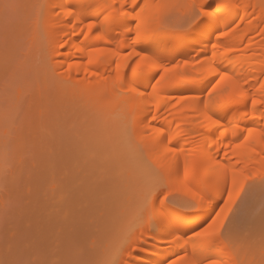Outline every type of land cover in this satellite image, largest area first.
<instances>
[{
  "label": "rangeland",
  "instance_id": "1",
  "mask_svg": "<svg viewBox=\"0 0 264 264\" xmlns=\"http://www.w3.org/2000/svg\"><path fill=\"white\" fill-rule=\"evenodd\" d=\"M45 1L0 0V264L36 259L72 264H102L111 259L122 264L128 244L137 242L141 249H148L149 243H158L153 237L158 234L159 221L130 223V210L135 206L133 186L148 176L138 168L139 154L129 143L121 115L105 113L92 102L102 100L105 87L101 94H97L99 88L92 90L90 99L65 82L62 57L52 53L55 45L48 32L52 23L45 17ZM191 2L167 0L162 4L163 22L169 30L182 26ZM242 10L252 17L257 12L251 7ZM263 27L264 21L259 22L258 28ZM258 33H251L256 41L262 38ZM74 75L73 81L77 80ZM150 133L136 136L144 143ZM193 135L171 147L190 152L200 140ZM144 154L155 159L150 151L144 149ZM223 154L218 153L219 161H235ZM261 159L263 165L238 171L235 187L233 183L224 187L222 195L205 207L211 208L208 218L191 232L211 223L230 189L235 203L228 213L229 227L239 225L243 236L259 225L264 217V156ZM183 170L180 167L174 175L182 178ZM174 187L178 201L190 197L182 183ZM191 232L185 237L188 241ZM258 248L257 240L252 249L240 251V259L259 261ZM141 249L135 256L145 255ZM181 250L164 261L177 258Z\"/></svg>",
  "mask_w": 264,
  "mask_h": 264
},
{
  "label": "snow or ice",
  "instance_id": "2",
  "mask_svg": "<svg viewBox=\"0 0 264 264\" xmlns=\"http://www.w3.org/2000/svg\"><path fill=\"white\" fill-rule=\"evenodd\" d=\"M56 7L62 9L58 15L65 17L69 25L60 47L78 48L80 52L86 51V63L82 64L75 60L68 63L66 83L76 88L82 96L91 99L92 81L87 78L73 81V67L77 69L76 75L79 77L81 67L87 74L89 66H97V71L89 75L99 78L100 68L111 69L113 64L116 65L115 74L108 71L103 78L105 88L102 100L92 102L98 103L105 113L115 111L121 115L129 143L133 151L139 154L138 168L146 172L148 176L145 182L133 186L135 206L130 210V223L140 224L145 220L149 223L162 222L167 226L169 243L179 244L183 240L187 244L188 240L185 237L188 233L183 229L195 223L196 214L211 203L213 194L210 190L204 194L192 193L189 198L178 201L175 195L177 191L175 184L195 186L194 182L198 181L201 173L208 169L219 170L226 180L231 161L226 160L221 163L217 159L209 164L210 154L216 141L209 144L205 139L202 147L194 144L186 155L181 178L179 175H174L171 168L159 158L152 160L144 154L145 145L141 139L137 138L136 131L138 125L145 121H148V124H154L157 121V115L152 114V108L154 107L157 113L160 111L159 105L154 101L161 89L167 91L192 86L191 90L195 93L197 86L203 83L202 79L192 78L187 73L173 75L174 69L180 67L178 63L168 66L169 57L173 56L177 49L190 46V53H195L192 63L195 66L206 67V78H210V87L201 89V95L180 97V102H192L191 108L188 109L194 114L191 124L198 125V127H191L186 122L184 126L188 128V132L200 137L218 132L225 139L231 134L233 139L238 141L230 145L231 147L246 149L248 155L264 156V128L242 127L246 123H264V96L257 99L251 92L248 87L251 77L242 78L239 73L230 72L223 60L219 64L215 61L216 51L222 45L212 42L211 37L216 32L214 21L220 16V9L226 5L217 3L215 0H204L201 3L192 0L184 23L178 30L167 28L163 22L162 5L151 3L149 0H113L112 3H105L96 12L91 11L94 6L85 7L72 0H66ZM226 34L220 31L216 40L219 41ZM76 41L80 42L79 45ZM99 43L104 46H95ZM201 44H211L212 60L205 58L207 48L201 47ZM224 51L235 53L238 50L228 47ZM68 59L72 57L69 55ZM84 60L85 58L81 57V61ZM119 61H123V64L121 65ZM183 64L187 66L189 60L185 59ZM156 69L160 71H155ZM260 75H264V69L261 70ZM153 80L155 83H152ZM144 81L148 83L144 84ZM226 82H229L227 86ZM253 82L258 83L260 91L264 92V81ZM137 100L153 103L150 107L138 109L134 106ZM144 111L147 115H144ZM148 116H151V120H148ZM152 133L156 143L167 141V145L172 144L173 141L179 143V140L184 139L188 134L178 123L175 129L170 125L154 127ZM167 145L164 148L167 154L185 153L183 148ZM219 151L222 149H216V152ZM224 155L227 157L228 153L225 152ZM239 163L236 161L231 168L233 187L236 185L235 169ZM134 174L132 172L130 176ZM245 179H252V177ZM242 189L243 185H241ZM188 191L191 192V188ZM232 196L230 189L228 199L220 211L216 212L211 223L200 227L198 231H192V237L204 238L201 243L202 249L219 248L221 254L218 258L210 259L209 264H264V217L261 218L258 226H253L249 232L241 236L239 225L229 227L228 213L232 211L231 205L235 203ZM189 213L192 215H188ZM141 236H143L142 233ZM257 240L259 261L241 260L240 251L245 248L252 249ZM137 251V242L128 244L127 258L122 261V264H142L141 261L132 259ZM183 259L184 257L169 258L167 264H181ZM5 264H72V262L36 259L5 261ZM77 264H87V262H77ZM102 264H117V262L109 259ZM159 264H165V262L160 261ZM192 264H195V261Z\"/></svg>",
  "mask_w": 264,
  "mask_h": 264
},
{
  "label": "bare ground",
  "instance_id": "3",
  "mask_svg": "<svg viewBox=\"0 0 264 264\" xmlns=\"http://www.w3.org/2000/svg\"><path fill=\"white\" fill-rule=\"evenodd\" d=\"M198 1L204 2V0L202 1L198 0ZM45 2L47 4V9L45 11V17L48 20H50L52 23L51 31L48 30L51 36L50 40H53L54 45H55L54 46L53 43L51 42L52 45L54 46L53 48L51 45V48H53L52 53L55 54L59 52L61 57H63L62 62L66 66L65 67L66 73L65 72L64 73L67 74L68 72L67 65L68 63H72L73 60L81 62L82 64L86 63V51L80 52L78 48L65 47L64 48L65 52H60L62 48L59 45H61V43L63 44L64 33L67 31L69 25L66 23L65 17H63L62 15H58V13L62 11V9L56 6L66 2V0H46ZM72 2L78 3L85 7L92 5L94 7L91 9V11L96 12V11H99L100 7L103 6L105 3H112L113 0H72ZM149 2L159 3L161 5L163 4L164 6L167 0H149ZM215 2L226 5V7L220 9V16L215 20L216 23L214 24V27L216 30H222L223 32L227 33L224 37H221L219 41L216 40V36L219 34L217 31L211 37L212 42L214 43L218 42L222 45L216 51L215 61L217 64H219L221 60H223L224 65L228 67V70L230 72L239 73L242 78L251 77L248 87L250 88L251 92L256 96V98L260 99L262 96H264V92H261L260 85L258 83H254L253 81L255 80L264 81V75H260L261 70L264 69V27L262 30L258 28V23L261 21H264V0H215ZM175 5H178V4H175ZM213 6H215V4ZM248 7L257 9L256 15L254 17H252L251 12H244L242 10L243 8H248ZM238 10H242V11L238 12ZM238 18L239 20L236 22V19ZM243 18H247V20L245 19L246 21H244ZM234 21L235 23L233 24V26L229 28L228 30H226L227 27L232 25V22ZM241 22H243V24H241ZM77 31H79V29ZM253 32H257V33L259 32L258 34H260L262 38L257 41L254 40L253 36H255V34H253ZM251 33L253 34V36L251 35ZM79 43H80L79 41H76L77 45H79ZM95 46L102 47L104 45L102 43H99V44H96ZM201 47L207 48V53H206L205 58L208 60H212L213 53L211 50V44H201ZM228 47L237 49L238 51L235 53H226L224 49ZM197 51H199V49H197ZM69 55L72 57V59H68ZM194 55L195 53H190V46L177 49V52L173 56L169 57L168 66L171 67L173 63H178L180 67L174 69V72L172 73L173 75L187 73L192 78L202 79L203 83L197 86V90L195 91V93H193V91L191 90L192 86H186L183 88H176V89H168L167 91L161 89L159 91V94L155 97V101H154L156 104L159 105L160 111L157 113L155 108L154 107L152 108V114L157 115V121L154 124H148V121H145L143 124L138 125L137 131H136V133L142 136H145L147 134L146 137L151 132L149 135L150 137L145 139L143 143L145 145L144 149L147 151H150L152 154H155L154 155L155 159L159 158L167 167H170L173 174H175V172L178 171L180 167H182V170H183L185 158L188 153H184V154L165 153L164 148H165V145H167V141H163L162 143H156L153 138L152 128L158 127V124L170 125L172 127V125L176 126V124L179 122H182L184 124L187 122L188 124L191 125V127H198V125L191 124L194 114L191 111H188V109L191 108L192 102L191 101L187 103L180 102L181 96H187V95H192V94L201 95V91H200L201 89L205 88L206 86L210 87L209 85L210 78H206L207 69L206 67H200V66L193 65L192 59ZM81 57H84L85 60L81 61ZM49 59L51 58H48V60ZM185 59L189 60V64L187 66H184L183 64V61ZM176 60L177 62H174ZM50 61L52 62L53 60H50ZM119 63L122 65L123 61H119ZM115 68H116L115 64L111 66V69L103 68V67L100 68L99 78L89 75L90 73H95L97 71V66H89V73L87 74L84 72L83 67H81L79 69V77H77L76 75L77 69L75 67H73L72 72L75 73L74 80L84 79L86 77L87 79H90L92 81L91 89L94 91L97 88H99L98 90H96L98 91L97 92L98 94L99 91L103 89L102 87H105L103 78L106 72L112 71L114 75ZM121 70L123 71V69ZM155 71H160V70L156 69ZM212 82L214 83V80ZM143 83L147 84L148 81H144ZM152 83H155V80H153ZM228 83L229 82H226V86ZM149 91H151V89H149ZM173 94L174 95L176 94L175 97H177L175 102L172 101ZM204 94L206 95V93ZM152 103H153L152 101L137 100L134 102V106L137 107L138 109H143L145 106L150 107ZM249 106H250V101H249ZM144 115H147L146 111H144ZM148 120H151V116H148ZM173 121H175V123H173ZM175 126L173 129H175ZM183 127L185 128V126H182V130L184 129ZM242 127L264 128V123H256V124L246 123L245 125H242ZM186 129L183 131L186 132ZM213 132H215V130H213ZM188 133L191 135L190 136L187 134L190 137H192V134H195L192 132H188ZM187 135L186 137H188ZM237 135H239V133H237ZM194 136H196V134L193 135V137ZM198 138H200V140H198L197 145H200L201 147L203 146L205 139L208 141L209 144H212L214 141H216L215 147L212 153L210 154V159L208 161L209 164H212L215 160H217V156L220 151L216 152V149H222V152L224 153L227 152L235 159V161L233 162L230 160L231 161V163L229 164L230 170L228 172L226 180L223 178L222 174L219 173V170L208 169L201 173L198 181L194 182L195 186H193V184H188L189 185L188 187L191 188L192 193L204 194L205 192L210 190L213 194V199H212L213 202H215L216 199H218L219 196L222 195L221 193L224 190L225 186H228L229 184L233 183V176H232L231 168H232V165L236 163V161H239L241 163L240 164L241 167L238 166L235 169L236 176L238 174V171L240 173L241 169L249 170V168H251L252 166L263 165L261 156L248 155L246 152V149H234L233 147H231L230 145H234L235 143L238 142L237 140L233 139L231 134H229L227 139H225L224 137H221L218 132H215L214 135H209V136H204V137L199 136ZM176 142L177 141H173L172 144L167 145V146L171 147V145L175 144ZM220 162L224 163L225 161L223 162L220 161ZM245 171L242 170V172H245ZM179 184L181 185V183ZM188 187H187V190H188ZM189 193H190L189 195L191 196L192 193L191 192ZM189 195L187 194V197H189ZM208 208L200 209L202 210L201 211L202 214L197 213L196 214L197 220L195 221V223H191L187 225V227H185L183 231L189 234V232H191V230L194 227H196L202 221L208 218V215L210 213L209 210H211V208L210 209ZM188 215H192V214L189 213ZM159 224H160L159 226L160 228L158 229V234L155 237H153L154 239L152 238L158 243L157 244L149 243L148 245V242L146 241L147 242L146 244L149 247L148 249L143 248V247L141 249V247H138L139 248L138 251H140L141 249V251L145 252V255H143V253L142 255H137V256L133 254L134 256L132 257V259L139 260L142 262V264H159L160 261H164L165 259H167V256H169L170 254L174 253L179 248H181L182 253L180 256H178V257H184V259L181 261V264H192L193 261H195V264H209L210 259L218 258V256L221 254L219 248L202 249L201 243L204 239L202 237L201 238L193 237L192 239L188 241L187 244H185L183 240H182L183 242L181 241L179 244L169 243L168 242L169 238L167 236V226L163 224L162 222H159ZM139 233H143V232H139ZM150 236L151 235H149V237ZM144 242L145 241L143 240V243ZM160 243H164V244L166 243L170 245H167V246L158 245ZM240 257L241 256H239V258ZM164 262L165 264H167V261H164Z\"/></svg>",
  "mask_w": 264,
  "mask_h": 264
}]
</instances>
